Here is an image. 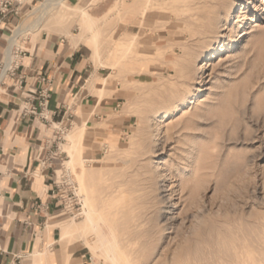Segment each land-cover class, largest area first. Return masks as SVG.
I'll return each instance as SVG.
<instances>
[{
	"label": "rangeland",
	"instance_id": "374dc122",
	"mask_svg": "<svg viewBox=\"0 0 264 264\" xmlns=\"http://www.w3.org/2000/svg\"><path fill=\"white\" fill-rule=\"evenodd\" d=\"M43 1L27 0L0 68L16 27L36 21L34 7ZM248 1H235L215 40L214 0H66L11 45L12 61L13 48L24 49L42 31L87 36L92 61L106 75L101 94L124 93L112 121L126 115L125 132L89 144L84 128L72 144L73 162L67 153L55 167L60 223L73 220L64 243L77 242L73 249L89 264H264V33L252 32L264 31V0ZM242 28L250 34L240 37ZM206 48L210 55L200 57ZM180 97L184 104L173 108ZM75 125L60 135V151ZM157 172L173 193L166 191L170 209L156 220ZM79 185L114 261L84 245L95 235L75 216L83 207Z\"/></svg>",
	"mask_w": 264,
	"mask_h": 264
},
{
	"label": "crops",
	"instance_id": "0c3cea01",
	"mask_svg": "<svg viewBox=\"0 0 264 264\" xmlns=\"http://www.w3.org/2000/svg\"><path fill=\"white\" fill-rule=\"evenodd\" d=\"M25 4L0 15V56ZM33 37L0 83V264H68L69 256L75 264H89L86 253L73 249L77 242L67 244L61 237L63 197L55 167L68 152L60 151L54 127L84 125L92 134L89 144L116 138L129 122L126 115L112 121L124 93L116 88L108 97L101 94L106 75L92 61L87 36L42 31ZM25 108H35L36 115ZM83 152L96 155L93 149Z\"/></svg>",
	"mask_w": 264,
	"mask_h": 264
},
{
	"label": "bare ground",
	"instance_id": "6f19581e",
	"mask_svg": "<svg viewBox=\"0 0 264 264\" xmlns=\"http://www.w3.org/2000/svg\"><path fill=\"white\" fill-rule=\"evenodd\" d=\"M235 1L236 0H214L215 2V5H216V11L214 13V15L212 16V18H210V23L212 24V31L210 32V37L217 40L218 38V32H219V28H220V24L223 22V21H226L229 17H230V14L233 10V8H236L234 7L235 6ZM212 2V1H211ZM243 2H245V4H248L250 3L248 0H243ZM237 3V2H236ZM196 4V3H195ZM202 4V3H201ZM211 4V3H210ZM243 4L241 3L240 6H242ZM66 6V0H45L43 1L40 5L34 7V12H39V16L37 18L36 21H34L32 24L26 26V27H16L15 31H14V34L12 36V41H11V45L14 43V41L16 40V38L27 32V31H33V29L37 28L38 26H40V22L42 21V19L44 18V16H46L51 10L53 9H59L61 7H64ZM257 6V5H256ZM195 7V6H194ZM244 8V7H243ZM241 10V9H240ZM238 11V10H237ZM243 11V10H242ZM235 13V12H234ZM245 14V13H244ZM239 15V14H238ZM246 15V14H245ZM234 17V16H233ZM240 17V16H239ZM245 18H242L240 19L239 21H236V24L238 27H241L243 26L242 25V22ZM226 23V22H225ZM244 23V22H243ZM255 25V24H254ZM226 26V25H225ZM230 28V27H229ZM256 28V27H255ZM37 30V29H36ZM222 30V29H221ZM229 31L232 33V34H235V28L232 27L231 29H229ZM238 32V31H237ZM251 31H247L245 30V28H242L238 33H240V37L244 36V35H247V34H250ZM253 34L256 33H264L263 30H254L252 31ZM229 34V33H228ZM261 37V36H260ZM237 39L234 38L233 39V42H235ZM256 42V41H255ZM11 45L9 46L8 50H7V54H6V62H5V67H3L0 71V82L2 80V78L5 76L6 74V70L8 69V66L10 65V50H11ZM217 47V46H216ZM222 47V46H221ZM245 47V46H244ZM213 48V47H212ZM207 49V48H206ZM214 49V48H213ZM211 50V49H210ZM209 49L203 51L200 55V57H204V53H206L205 56H207L208 54L210 55V51ZM206 58V57H205ZM197 82V81H196ZM178 104H175L173 105L172 107L173 108H177L179 107L180 105L182 106L185 102V98L184 97H180L178 99ZM171 108H168L165 110V112H168V111H171ZM86 123V122H85ZM85 126L82 125V126H79V125H75L70 131L69 133H67V138L69 140V144H67L64 149L71 155V161L73 160V150H72V144L77 140L76 138H80L81 136V133L83 132ZM80 135V136H79ZM162 147V146H161ZM188 153V152H187ZM192 154V153H191ZM191 156V155H190ZM189 157V156H188ZM187 160V159H186ZM70 160L66 162L67 164V167H69V164L72 163ZM189 161H192V169H196V164H195V159L194 157H192V159L190 158ZM163 162V161H162ZM186 163V162H185ZM190 164V163H189ZM187 164V165H189ZM82 166V165H81ZM167 168V167H166ZM70 168H68L69 170ZM191 170V169H190ZM82 171L81 174L83 175L85 169L84 167L82 168ZM170 172V171H169ZM193 172V171H191ZM172 173V172H171ZM170 173V174H171ZM183 173V172H182ZM80 174V175H81ZM184 174V173H183ZM181 174V175H183ZM82 175L80 176V178L82 177ZM191 175V174H190ZM193 175V174H192ZM187 176V175H186ZM82 179V178H81ZM181 179V178H180ZM80 180V179H79ZM169 178L167 176H164L163 173H158L152 177V181H151V188L156 191V198L154 197L155 199V205H156V212H154V219H158L160 217H162L164 215V213H166L168 211V209H170V207H168L167 203H170V201L168 202V199H170V196L172 195L173 193V190L171 188H168L169 187ZM80 183V181H77ZM180 182V181H179ZM172 185V184H171ZM79 189L77 192H81V196L83 194V207H82V211L75 214V216L81 214L85 220V222H87L90 227H91V230H92V235H95L94 239L91 241V242H87L85 243L84 245L89 248V250H91L92 252H94V249H101L104 253V255L114 261L116 259V255L112 249V245L110 244V240L108 238H106V236H102L99 232V228H97V226L93 223V220H92V211L94 210H91L90 207H89V203H88V200H87V196H86V193L83 192V189L81 185H79ZM171 191V195L169 194L167 196V194L165 195L166 191ZM184 189L182 188L181 192L183 191ZM85 191V190H84ZM83 192V193H82ZM80 195V194H79ZM153 196V195H152ZM151 196V197H152ZM112 204V203H111ZM190 206L191 204L188 203ZM187 204V205H188ZM173 204H171L172 206ZM186 205V206H187ZM109 210V209H108ZM113 213V212H111ZM166 215V214H165ZM124 217V216H123ZM129 217V216H128ZM125 218V217H124ZM165 218V217H164ZM163 219V218H162ZM162 222V221H161ZM73 223V220L71 221H63L60 224L61 226V230H62V233H61V237L62 239L64 240L65 239V236L68 234V230L69 228L71 227ZM87 226V225H86ZM85 227V226H84ZM87 229V228H86ZM82 231V230H80ZM40 253H38L39 255ZM116 261H114L113 263L115 264ZM35 263V262H34ZM37 264V263H35ZM38 264H42L38 261Z\"/></svg>",
	"mask_w": 264,
	"mask_h": 264
},
{
	"label": "built area",
	"instance_id": "2783aa9c",
	"mask_svg": "<svg viewBox=\"0 0 264 264\" xmlns=\"http://www.w3.org/2000/svg\"><path fill=\"white\" fill-rule=\"evenodd\" d=\"M25 2H27V0H0V15L4 16V15L10 13V12H16L18 7H19V5H21V4L25 3ZM18 52H19V49L16 48L15 49V53L13 54V59L11 61V65L8 67L7 70H11L12 69V66H13L12 64H14V58L17 56ZM4 65H5V62L3 64V66H2V68L4 67ZM40 96H41V101L39 103V106L41 108H43L45 106V104H46V98H47V96L45 94V91L41 92ZM25 113L36 115L37 112H36L35 108H30V109H26L25 108ZM39 116L42 119H44V120L47 119V116L44 115L43 113H39ZM54 129L56 130V134L58 135V140H61L60 135H62L64 133L65 128L64 127L55 126ZM71 194L74 195L73 192ZM90 259L91 258L89 257V260Z\"/></svg>",
	"mask_w": 264,
	"mask_h": 264
}]
</instances>
